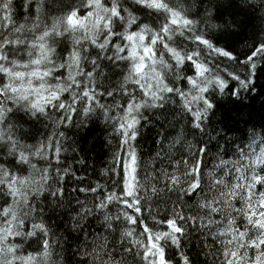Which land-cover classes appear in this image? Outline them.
<instances>
[{
	"label": "snow or ice",
	"instance_id": "1",
	"mask_svg": "<svg viewBox=\"0 0 264 264\" xmlns=\"http://www.w3.org/2000/svg\"><path fill=\"white\" fill-rule=\"evenodd\" d=\"M261 75L264 0H0V264H264ZM74 117L116 141L83 200Z\"/></svg>",
	"mask_w": 264,
	"mask_h": 264
},
{
	"label": "trees",
	"instance_id": "2",
	"mask_svg": "<svg viewBox=\"0 0 264 264\" xmlns=\"http://www.w3.org/2000/svg\"><path fill=\"white\" fill-rule=\"evenodd\" d=\"M258 86L264 87V75H261L258 79ZM256 95L255 99L248 97L242 101V104L245 106L244 111L249 110L248 106L251 108L259 110L262 105H264V96ZM220 103L225 106V109H230L233 106L229 103L227 98L220 100ZM225 109H222L225 110ZM78 122V117L73 118V126H70L65 130L66 136L68 137L66 144H73L77 148L78 152L74 153L69 150L67 154H62V161L65 164H71L76 170L78 175L85 176L87 179L83 184H77L75 181L69 180L65 184L66 195H71L73 198L79 197L84 199V194L82 193H71V188L74 186H87L88 182L95 183L97 180H100L102 183L105 182V178L101 176V172L109 167L112 154L115 151L116 141L109 135L110 129H107L102 121H96L95 123L89 122L88 128H77L75 124ZM41 134H47L50 129H46L43 125L38 126ZM236 135H240L236 133ZM109 140L112 141L109 144ZM141 151L143 154V159L148 160L149 154L153 153L154 144L153 137L151 134H145L143 139L140 141ZM83 158L85 163L80 165L77 163V160ZM53 220L56 217H52ZM67 218H65L66 220ZM148 223L151 225V221ZM65 223L62 221H57L54 228L57 231L64 230ZM196 243V241H194ZM195 251V248L193 249ZM204 257L201 255L199 258V264H203ZM208 264H213L211 259H209Z\"/></svg>",
	"mask_w": 264,
	"mask_h": 264
}]
</instances>
